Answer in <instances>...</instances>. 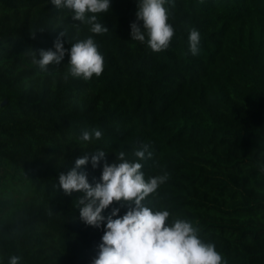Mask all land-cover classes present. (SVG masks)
Returning <instances> with one entry per match:
<instances>
[{"label": "trees", "instance_id": "1", "mask_svg": "<svg viewBox=\"0 0 264 264\" xmlns=\"http://www.w3.org/2000/svg\"><path fill=\"white\" fill-rule=\"evenodd\" d=\"M136 7L111 0L98 14L109 31L93 34L50 0H0V264H91L103 228L79 219L82 193L65 195L58 175L97 149L132 159L140 142L145 178L168 175L149 207L191 220L227 264H264V0H173L161 52L131 39ZM61 31L66 49L93 36L98 77L64 79L67 52L47 72L32 63ZM92 128L99 140L78 139Z\"/></svg>", "mask_w": 264, "mask_h": 264}, {"label": "clouds", "instance_id": "2", "mask_svg": "<svg viewBox=\"0 0 264 264\" xmlns=\"http://www.w3.org/2000/svg\"><path fill=\"white\" fill-rule=\"evenodd\" d=\"M173 0H136L135 20L129 25L130 37L145 43L153 52L168 47L174 35L168 23L166 4ZM57 9H67L73 21L89 26L93 34H103L109 29L100 22L98 14L110 9L111 0H50ZM139 21L140 23H137ZM35 33H33L34 35ZM63 37V39H62ZM65 33L61 31L48 49L33 51L32 63L47 72L49 65H58L67 52L68 69L64 79L79 78L85 81L99 76L104 69V56L89 35L78 39L66 49ZM201 35L196 28L189 29L188 50L195 56L200 52ZM103 135L100 128L82 131L78 139L95 142ZM153 153L150 146L140 142L132 151V159L125 151L115 154V159L105 161L106 152L100 149L76 158L74 166L58 175L55 185L69 195L82 193L78 202L79 219L86 225L103 228L97 253L91 264H227L214 243L199 236L200 229L188 219L169 221L167 209L154 210L146 198L154 194L167 181V173L145 178L141 171L143 162ZM101 168L98 180L90 183L82 166ZM114 202L118 206H113ZM126 211L120 215L121 207ZM109 210L107 215L104 211ZM20 256L9 257L8 264H18Z\"/></svg>", "mask_w": 264, "mask_h": 264}]
</instances>
